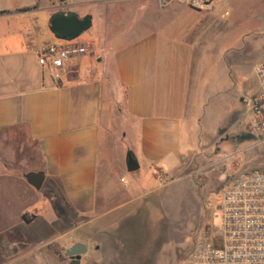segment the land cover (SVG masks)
<instances>
[{"label":"crops","instance_id":"0c3cea01","mask_svg":"<svg viewBox=\"0 0 264 264\" xmlns=\"http://www.w3.org/2000/svg\"><path fill=\"white\" fill-rule=\"evenodd\" d=\"M160 1L0 0V264L33 254L70 264L75 242L88 248L79 264H144L128 233L134 204L219 170L227 123L217 99L256 39L237 28L226 35L221 0L207 10ZM59 12L91 15L92 32L77 41L89 51L57 79L34 50L66 42L50 29ZM263 59L264 50L256 77ZM234 98L237 110L252 97ZM36 171L45 173L40 188L26 177Z\"/></svg>","mask_w":264,"mask_h":264},{"label":"rangeland","instance_id":"374dc122","mask_svg":"<svg viewBox=\"0 0 264 264\" xmlns=\"http://www.w3.org/2000/svg\"><path fill=\"white\" fill-rule=\"evenodd\" d=\"M219 3L224 10L230 7L226 22L231 27L226 35L230 37L236 34L237 28L243 32L245 40L256 39V43L250 46L243 45L240 50L242 72L238 77L234 75L231 78L225 93L217 99L224 105L218 119L227 123L226 129L221 134L218 132L217 137L225 158L215 162L219 170L209 168L190 177H182L176 180L172 189L166 187L154 194L148 192L134 204L131 219L127 222L128 227L135 226V231L128 233L129 238L135 240L133 247L136 256L139 253L144 264H186L202 236H210L217 248H222V236L218 235L222 230V186L239 173L264 170V138L251 131L250 106L242 101L243 105L237 110L231 107L237 93L251 98L259 90L258 79L252 69L264 50V0H221ZM91 32L92 27L73 41L84 40ZM30 151L31 162L37 161L38 150L31 147ZM221 173H225L224 179H221ZM159 177L163 183L170 180L160 174ZM157 180L155 184L159 185L161 181ZM55 244L58 243L55 242L53 247ZM57 258L52 254L50 258L42 259L33 254L13 263L60 264ZM5 260L0 258V262Z\"/></svg>","mask_w":264,"mask_h":264},{"label":"built area","instance_id":"2783aa9c","mask_svg":"<svg viewBox=\"0 0 264 264\" xmlns=\"http://www.w3.org/2000/svg\"><path fill=\"white\" fill-rule=\"evenodd\" d=\"M195 9L212 8L213 0H179ZM167 4L168 0H161ZM86 42H47L35 47L39 64L59 78L73 59L89 51ZM259 90L250 100L251 131L264 138V59L256 66ZM162 176V174H160ZM222 198V248L210 236L195 244L186 264H264V170L239 173L226 182Z\"/></svg>","mask_w":264,"mask_h":264},{"label":"water","instance_id":"95a60500","mask_svg":"<svg viewBox=\"0 0 264 264\" xmlns=\"http://www.w3.org/2000/svg\"><path fill=\"white\" fill-rule=\"evenodd\" d=\"M92 25L91 15L80 17L77 13L64 14L56 13L51 18L50 29L60 39L72 41L78 38L83 32L88 30ZM128 167L130 170H135L138 167L136 160L129 157ZM29 181L40 188L44 181V171L30 172L26 174ZM87 245L82 242H75L68 250L66 255L72 258L70 264H79L82 254L87 251Z\"/></svg>","mask_w":264,"mask_h":264},{"label":"flooded vegetation","instance_id":"af4514ba","mask_svg":"<svg viewBox=\"0 0 264 264\" xmlns=\"http://www.w3.org/2000/svg\"><path fill=\"white\" fill-rule=\"evenodd\" d=\"M71 258V257H70ZM72 259V258H71Z\"/></svg>","mask_w":264,"mask_h":264}]
</instances>
